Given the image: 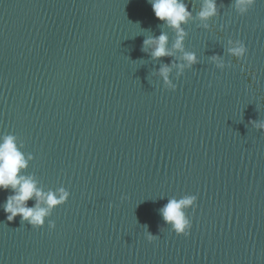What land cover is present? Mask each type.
<instances>
[{
    "label": "water",
    "instance_id": "water-1",
    "mask_svg": "<svg viewBox=\"0 0 264 264\" xmlns=\"http://www.w3.org/2000/svg\"><path fill=\"white\" fill-rule=\"evenodd\" d=\"M185 2L198 63L173 66L171 90L159 68L183 53L147 0H0V133L33 154L23 174L70 191L33 228L7 221L0 190V264H264V0L243 16L217 0L207 20ZM161 31L173 56L154 59L143 41ZM185 194L188 236L159 214Z\"/></svg>",
    "mask_w": 264,
    "mask_h": 264
},
{
    "label": "clouds",
    "instance_id": "clouds-1",
    "mask_svg": "<svg viewBox=\"0 0 264 264\" xmlns=\"http://www.w3.org/2000/svg\"><path fill=\"white\" fill-rule=\"evenodd\" d=\"M151 5L155 17L163 22L167 27L176 32V40L172 45L173 49L183 53L179 61L173 60L171 64H163L159 68V74L163 77L164 86L167 89L175 90L177 85L169 78V73L173 66L180 69L190 68L198 63L195 52L185 51L183 40L187 34L182 24H186L192 17L188 3L185 0H147ZM257 0H234V7L239 15H246L256 4ZM217 14V0H204L197 16L201 20H207ZM207 27V25H205ZM169 36L161 31L158 36H150L143 41L144 51H150L152 58L164 56H173L172 50L168 47ZM229 54L241 59L246 56L248 49L245 42L240 39H230ZM217 63V66L223 67L222 59L219 55L211 57ZM180 73H178L179 75ZM252 123L256 124L255 121ZM256 127L264 129V122L256 124ZM23 141L13 133H0V190H12L4 204L3 209L6 213L7 221H13L19 214L21 223H27L33 228H41L46 223L53 209L59 205L65 204L70 191L61 186L54 191L49 189L44 191L39 186V181L34 174H23L22 170L28 167L30 160L34 159L32 153L25 154ZM35 200L32 206H28L30 199ZM198 197L195 194H185L179 199L170 197L167 203L159 209L165 224L170 225L171 231L177 235L188 236L192 227V220L186 210L196 206ZM49 230L55 229L56 224L52 219L47 220ZM158 236L146 232L148 241H154Z\"/></svg>",
    "mask_w": 264,
    "mask_h": 264
}]
</instances>
